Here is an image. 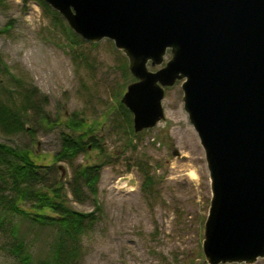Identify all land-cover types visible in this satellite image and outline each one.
<instances>
[{"label":"rangeland","instance_id":"1","mask_svg":"<svg viewBox=\"0 0 264 264\" xmlns=\"http://www.w3.org/2000/svg\"><path fill=\"white\" fill-rule=\"evenodd\" d=\"M52 17L34 1L0 0V31L8 27L0 33V102L17 107L33 89L35 99H43L41 110L25 114L27 130L0 129V143L30 151L35 162L51 167L48 183L60 180L68 207L95 213L69 264H207L201 242L209 178L183 109L181 81L164 89L163 119L134 133L131 114L125 117L118 105L133 81L124 54L108 39L93 43L76 35L72 42L64 21ZM73 115L91 130L101 152L90 147L73 161L52 165ZM102 161L96 193L84 185L73 190L75 170ZM9 227L0 230V264H19L7 252ZM29 234L30 252L43 258L51 234L35 228ZM253 264H264V258Z\"/></svg>","mask_w":264,"mask_h":264},{"label":"water","instance_id":"2","mask_svg":"<svg viewBox=\"0 0 264 264\" xmlns=\"http://www.w3.org/2000/svg\"><path fill=\"white\" fill-rule=\"evenodd\" d=\"M42 1L81 39L124 54L134 133L163 119L164 88L181 81L209 178L205 262L264 258V0Z\"/></svg>","mask_w":264,"mask_h":264},{"label":"trees","instance_id":"3","mask_svg":"<svg viewBox=\"0 0 264 264\" xmlns=\"http://www.w3.org/2000/svg\"><path fill=\"white\" fill-rule=\"evenodd\" d=\"M28 1L36 2L44 12L53 16L55 22H60V16L42 0H22L23 4ZM7 28H3L0 33ZM65 30L68 38L74 42L77 37L67 27ZM36 94L34 89L22 94L17 107L0 102V129L4 133L17 134L27 130L25 114L28 111L41 110L43 99L36 100ZM118 105L125 117H128L130 113L120 103ZM41 119L49 122V117L45 115ZM65 126L69 132L61 133L60 149L53 156L52 165L73 161L79 155L87 154L88 147L99 149L101 152V146L95 138L88 135L91 130L85 129L84 124L75 115L65 122ZM104 164L106 161L78 167L73 174V190L79 188L78 185H84L94 195ZM50 173L51 167L39 165L31 158L27 149L0 143V230L10 226L7 252L19 264H69L76 254L77 245L86 226L96 219L93 212L82 213L68 207L61 191L60 180L55 179L48 183L47 176ZM150 181V177H144L145 185ZM4 191H8L9 195H4ZM26 204L28 206L23 207ZM23 225H26V228H23ZM32 228H35L37 233L39 230H47L51 234V241L43 258H35L30 252L27 237Z\"/></svg>","mask_w":264,"mask_h":264},{"label":"bare ground","instance_id":"4","mask_svg":"<svg viewBox=\"0 0 264 264\" xmlns=\"http://www.w3.org/2000/svg\"><path fill=\"white\" fill-rule=\"evenodd\" d=\"M189 176L190 178H196V174H194L193 172H189Z\"/></svg>","mask_w":264,"mask_h":264}]
</instances>
